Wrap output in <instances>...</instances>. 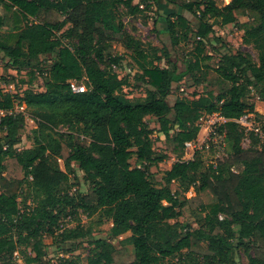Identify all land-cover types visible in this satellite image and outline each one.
Instances as JSON below:
<instances>
[{"label":"trees","instance_id":"16d2710c","mask_svg":"<svg viewBox=\"0 0 264 264\" xmlns=\"http://www.w3.org/2000/svg\"><path fill=\"white\" fill-rule=\"evenodd\" d=\"M159 1L0 0V52L12 67L30 71V84L34 70L44 78L42 92L0 91L5 134L0 136V264H17L15 253L25 264H43V234L61 230L68 208L110 220L111 238L130 234L120 249L107 239L93 240L86 264H238L240 251H252L249 264H264V140L227 122L219 129L226 131L232 153L216 170L212 164L204 168L198 154L184 160L185 143L196 141L202 117L218 113L238 120L256 113L251 96L264 102V0H232L226 6L216 0H162L198 20L196 29L181 13L167 20L173 47L196 43L184 70L169 50L158 55L157 48H144L123 21ZM232 24L258 61L219 41L211 55L206 52L215 27ZM64 47L70 48L75 81L86 86L84 93L72 92L60 60L50 70L42 68V57L59 56ZM212 55H220L216 66L209 64ZM126 57L148 87L143 100L128 98L130 81L118 74ZM164 59L165 68L158 64ZM184 80L202 85L203 93L171 106L172 87ZM148 117L159 124L166 152L178 160L162 183L152 169L168 154L155 152ZM28 118L36 125L33 146L18 150ZM246 137L251 142L244 149ZM74 164L90 186L79 200L70 195ZM174 182L184 192L194 188L196 196L181 199L182 193L171 189ZM21 197L33 206L21 210ZM185 207L200 217L198 228L178 221ZM90 232L78 226L59 237L67 243ZM60 264L85 263L66 258Z\"/></svg>","mask_w":264,"mask_h":264},{"label":"rangeland","instance_id":"374dc122","mask_svg":"<svg viewBox=\"0 0 264 264\" xmlns=\"http://www.w3.org/2000/svg\"><path fill=\"white\" fill-rule=\"evenodd\" d=\"M220 6L228 5L232 0H216ZM138 1H135L137 3ZM163 4L154 5V7L145 14L136 15L133 17H125L124 23L126 29L130 31L136 38L141 40L144 44V48L148 49L149 46H153L158 49V55H162L163 50H169L171 54V60L175 62L180 70H184V60L188 58L189 54L193 52L196 48V43L192 40L185 41L177 47H173L171 39L169 36V31L167 28V20L169 17L175 14H183L190 21L191 28L196 29L198 27V20L190 13L184 12L181 9L167 6L163 1ZM167 8V9H165ZM3 10L0 6V15ZM247 18H240L239 22L247 21ZM5 30V29H3ZM216 37L212 38L207 42L206 52L211 55V47L216 46L218 41L222 42L229 48L232 53L242 52L245 54H250L258 61L257 52L252 46L246 45L243 41V32L238 30L236 24L228 26H216L215 27ZM219 38V39H217ZM67 44V41H65ZM70 48H62V53L59 56H44L42 57V68L43 70H50L51 65L55 60H60L62 63V74L70 82H75V74L77 67L75 64L71 63L68 58L67 52ZM225 52V51H224ZM212 60L209 61L210 66H216L219 62L220 55H212ZM161 67H167L166 60L158 63ZM120 78H128L130 81V87L126 89V94L129 99L134 101L143 100L146 97V86L141 74L138 72L135 63L129 58L123 61L122 66L117 70ZM137 71V72H136ZM29 70H18L12 67L9 58L5 57L3 53L0 52V91L9 93H19L22 94L27 88H31L34 92L44 91V78L39 75V73L34 70L35 78L30 84L31 76L28 74ZM136 76V77H135ZM135 77V78H134ZM203 93L202 85H196L191 80H184L181 83L174 84L172 87V93L168 97V103L173 106L178 98H194L195 96ZM251 102L255 106V112L252 113L256 118L259 126L262 127V133L264 132V102L260 101L257 96H251ZM22 109V108H21ZM24 109V108H23ZM1 116V115H0ZM214 118V114L202 117L197 125L200 130L198 137L195 141V149H189L185 151L184 160L188 162L194 161L195 156L198 154L203 162V167L207 168L211 164L217 163L220 158H226L230 153H232V148L229 146L228 142L225 143L220 149L218 147H211L209 143V131L211 128V121ZM147 125L153 131L151 138L154 141V150L157 154H166V143L165 136L160 132V126L155 122L154 118L148 117ZM27 123L24 129L20 132L21 141L19 145L16 146L18 150H23L33 146V130L36 125L31 119L26 120ZM0 136H5L4 133H0ZM250 138H244L242 147L247 149L250 146ZM210 147H209V146ZM206 146L207 148H203ZM168 154V159L154 167L152 172L156 177V180L160 183L163 182V177L166 171L170 170L172 166L178 161L177 158L171 154ZM61 168L63 170V163L60 161ZM132 165L135 166V160H132ZM74 172L70 174L71 182L74 184L73 189L70 192L71 196H75L78 200L80 197L86 195L89 191V184L84 178V173L79 169L78 165H73ZM179 182H174L171 185V189L179 191L182 193L181 199L187 198L192 199L196 196L194 188H190L188 191L184 192L183 188L180 187ZM20 209L25 210L27 206H33L31 201L27 204L24 203L23 197L19 200ZM182 217L178 221L186 224H190L193 228H198L200 223V217L189 209L185 207L183 209ZM59 224L61 225V230L56 231V233H44L43 234V252L46 254L43 258V264H60V262L66 258H79L82 263H87V258L90 255L91 242L95 239H107L118 249L122 247L121 241L129 236L126 234L123 237L111 238L110 230L112 227V222L106 218H100L99 214L92 217H88L87 213L82 209L74 211L70 208L66 209L65 215L60 219ZM82 227L85 231L90 230L91 232L84 238L78 240L63 243L59 234L63 230H70L76 227ZM75 248L72 252L71 249ZM129 252L133 251L132 247L128 248ZM68 253H67V252ZM28 253L34 256L30 250ZM248 255H253L252 251L246 253L240 251L238 257V264H249ZM15 262L17 264H25L22 255L15 253Z\"/></svg>","mask_w":264,"mask_h":264},{"label":"built area","instance_id":"2783aa9c","mask_svg":"<svg viewBox=\"0 0 264 264\" xmlns=\"http://www.w3.org/2000/svg\"><path fill=\"white\" fill-rule=\"evenodd\" d=\"M70 87H71L72 92L76 94L84 93L87 89L84 84L77 83L76 81L71 82ZM0 115H2L1 111H0ZM232 121L237 124H240V126L244 128L246 133H253L256 136H258L261 140H264V132L262 133V127L259 126L253 114H246L238 120H228L222 117L220 114L216 113L214 114V118L211 121V128H210L209 136H208L209 137L208 141L211 144V147L215 146L220 149L223 147L224 149L225 143L227 142L226 141V131H221L219 128L225 125L227 122H232ZM195 145H196L195 141L186 142L185 151L189 149H195ZM209 147L207 148L206 146H204L203 148L209 149ZM224 159L225 158H220V160L217 163L212 164L213 169L216 170L217 164L219 162L224 161Z\"/></svg>","mask_w":264,"mask_h":264},{"label":"crops","instance_id":"0c3cea01","mask_svg":"<svg viewBox=\"0 0 264 264\" xmlns=\"http://www.w3.org/2000/svg\"><path fill=\"white\" fill-rule=\"evenodd\" d=\"M159 2H160V4H163V3H162V0H160ZM165 4H166V3H165ZM166 5H167V4H166ZM167 6H168V5H167ZM165 9H167V8H165Z\"/></svg>","mask_w":264,"mask_h":264}]
</instances>
